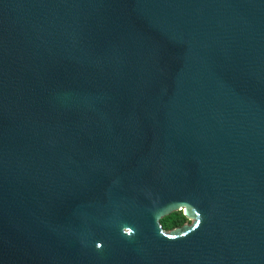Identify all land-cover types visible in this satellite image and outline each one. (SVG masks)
<instances>
[{
    "label": "water",
    "instance_id": "95a60500",
    "mask_svg": "<svg viewBox=\"0 0 264 264\" xmlns=\"http://www.w3.org/2000/svg\"><path fill=\"white\" fill-rule=\"evenodd\" d=\"M0 264H264V0H0Z\"/></svg>",
    "mask_w": 264,
    "mask_h": 264
},
{
    "label": "trees",
    "instance_id": "16d2710c",
    "mask_svg": "<svg viewBox=\"0 0 264 264\" xmlns=\"http://www.w3.org/2000/svg\"><path fill=\"white\" fill-rule=\"evenodd\" d=\"M186 223L185 218L181 212H174L159 220L161 228L165 231L181 226Z\"/></svg>",
    "mask_w": 264,
    "mask_h": 264
},
{
    "label": "clouds",
    "instance_id": "9594fccd",
    "mask_svg": "<svg viewBox=\"0 0 264 264\" xmlns=\"http://www.w3.org/2000/svg\"><path fill=\"white\" fill-rule=\"evenodd\" d=\"M121 232L125 237H132L135 235V230L132 227L129 226H123L121 228ZM96 249L100 250L101 249V244L97 243L96 244Z\"/></svg>",
    "mask_w": 264,
    "mask_h": 264
}]
</instances>
